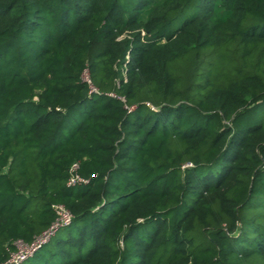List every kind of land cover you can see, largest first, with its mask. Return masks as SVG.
Returning a JSON list of instances; mask_svg holds the SVG:
<instances>
[{
    "label": "trees",
    "instance_id": "1",
    "mask_svg": "<svg viewBox=\"0 0 264 264\" xmlns=\"http://www.w3.org/2000/svg\"><path fill=\"white\" fill-rule=\"evenodd\" d=\"M58 205L20 264H264V0H0V264Z\"/></svg>",
    "mask_w": 264,
    "mask_h": 264
},
{
    "label": "built area",
    "instance_id": "2",
    "mask_svg": "<svg viewBox=\"0 0 264 264\" xmlns=\"http://www.w3.org/2000/svg\"><path fill=\"white\" fill-rule=\"evenodd\" d=\"M84 78L90 81L89 74L87 72H85ZM78 167H79L78 163H75L72 166L73 173L69 179L70 185H75L78 183H86L88 181L87 179H83L78 175L77 173ZM56 207L58 209V212L60 213V217L58 221L42 236H40L34 243L26 244L22 241L17 242L18 250L13 252L11 257L3 264H20L23 260L28 258L36 249H38L42 243L46 242L60 225L68 224L72 221V215L63 205H58Z\"/></svg>",
    "mask_w": 264,
    "mask_h": 264
}]
</instances>
